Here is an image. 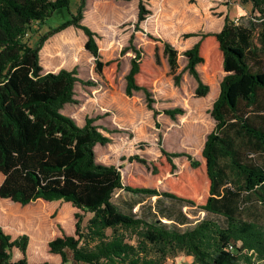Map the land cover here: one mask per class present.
<instances>
[{
  "label": "trees",
  "instance_id": "16d2710c",
  "mask_svg": "<svg viewBox=\"0 0 264 264\" xmlns=\"http://www.w3.org/2000/svg\"><path fill=\"white\" fill-rule=\"evenodd\" d=\"M72 0H0V209L12 214L36 203H55L74 209V225L46 242L44 256L29 251V238L12 237L0 223V264H168L182 253L191 264H264V223L252 219L250 206H264V0H234L250 6L246 24L227 16L219 32L190 34L198 41L183 52L185 69L196 80V97H204L197 67L206 75L223 73L210 115L215 125L207 135L201 161L185 154L160 150L152 165L155 180L167 191L144 188L142 178L129 177L124 184L119 169L95 160L94 147L110 139L93 119L82 127L60 110L75 103L76 70L44 72L39 51L50 36L68 27L86 36L84 49L93 58L94 73L115 90L120 59L103 62L95 33L81 24L85 0L75 15L52 28L33 46L25 41L33 23L44 24L67 10ZM139 0L136 29L149 12ZM147 51L161 68L160 53L172 74L178 69V52L171 44L145 34ZM63 39L55 50L71 47ZM131 50L125 76V95L142 92L146 107L154 100L149 90L155 77L147 55L132 40L121 53ZM54 59L52 52L44 56ZM65 63V62H64ZM209 93L207 100H212ZM173 118L182 110H164ZM185 156L191 175L175 173V157ZM117 191L135 196L165 197L206 216L190 225L168 216L148 220L112 201ZM65 204V205H64ZM86 215L91 217L83 224ZM167 220V219H166ZM185 226V228H181ZM232 247V249H230ZM17 253L21 257L14 259ZM46 255V257H45ZM43 260V261H41ZM41 261V262H39Z\"/></svg>",
  "mask_w": 264,
  "mask_h": 264
},
{
  "label": "rangeland",
  "instance_id": "374dc122",
  "mask_svg": "<svg viewBox=\"0 0 264 264\" xmlns=\"http://www.w3.org/2000/svg\"><path fill=\"white\" fill-rule=\"evenodd\" d=\"M138 4L139 0H85L82 10L81 24L95 33L101 60L120 59L115 90L106 87L94 73L93 58L84 49L86 36L79 29L68 27L50 36L39 51V61L44 72L76 70L80 80L75 86L76 101L65 105L60 112L72 118L80 127L87 118L95 120L93 124L110 139L106 145L94 147L96 162L119 169L124 184L129 177H140L144 188L163 193L167 191L166 186L161 180H155L152 165L160 157L161 149L201 161L204 142L215 125L210 110L224 76L217 72L206 75L202 67H197L200 80L208 87V93L204 97H196L197 82L185 69L183 52L191 48L199 37L189 35L220 31L226 16L235 23L246 24L251 18L250 6H240L234 0H144L143 5L149 14L136 29ZM78 6L79 0H72L67 10L52 16L44 24L33 23L25 41L33 46L50 29L70 20ZM147 33L168 42L177 50L178 69L174 74L170 72L162 53L161 68L155 67L154 58L147 51ZM63 39L73 44L56 51L55 46L62 43ZM130 40L135 48L146 53L154 70L155 77L150 82L149 90L154 100L152 108L158 112L155 118L146 107L142 92H134L131 97L125 95V76L130 69L133 53L131 50L121 52L129 46ZM50 52L55 57L48 60L44 56ZM210 92L213 99L209 101L207 97ZM175 108L181 109L182 113L173 118L163 113L164 110ZM254 159L264 164L262 157ZM173 163L176 166L175 173L191 175L185 156L175 157ZM112 201L125 212H136L137 217L148 220L166 218L163 221L170 225L173 223L169 222L168 216L176 222L184 216L190 225L203 218L223 223L221 218L206 216L196 207L185 206L165 197H141L117 191ZM249 208L250 217L264 223V206ZM75 212L74 209L61 208L55 203H36L28 210H18L12 214L0 209V223L13 238L27 235L29 251L43 257L46 242L61 230L69 231V227H73ZM90 217L86 215L83 224ZM20 257L14 254L15 260ZM28 262L36 263L30 259ZM191 263L192 258L182 253L168 261V264Z\"/></svg>",
  "mask_w": 264,
  "mask_h": 264
},
{
  "label": "crops",
  "instance_id": "0c3cea01",
  "mask_svg": "<svg viewBox=\"0 0 264 264\" xmlns=\"http://www.w3.org/2000/svg\"><path fill=\"white\" fill-rule=\"evenodd\" d=\"M239 12L241 13V10H240V9H239ZM217 32H219V31H217ZM197 41H198V40H197ZM197 41H196V42H197ZM196 42H195V43H196ZM195 43H194V44H195ZM194 44H193V45H194Z\"/></svg>",
  "mask_w": 264,
  "mask_h": 264
},
{
  "label": "built area",
  "instance_id": "2783aa9c",
  "mask_svg": "<svg viewBox=\"0 0 264 264\" xmlns=\"http://www.w3.org/2000/svg\"><path fill=\"white\" fill-rule=\"evenodd\" d=\"M230 249H232V247H230Z\"/></svg>",
  "mask_w": 264,
  "mask_h": 264
}]
</instances>
